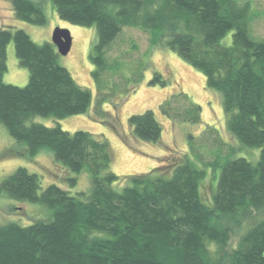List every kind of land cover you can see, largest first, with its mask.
Segmentation results:
<instances>
[{
    "label": "trees",
    "instance_id": "trees-1",
    "mask_svg": "<svg viewBox=\"0 0 264 264\" xmlns=\"http://www.w3.org/2000/svg\"><path fill=\"white\" fill-rule=\"evenodd\" d=\"M9 1L18 19L47 22L42 0ZM52 2L62 20L96 28L90 58L100 116L104 104L131 91L113 79L121 63L112 62L108 51L124 29L135 28L206 77V86L221 94L229 133L260 154L238 156L218 129L208 127L214 149L191 135L189 154L172 153L123 182L112 170L105 138L35 120H62L92 105V91L59 63L56 45L37 43L21 28H0V126L28 160L48 150L69 172L87 170L91 177L88 191H73L78 177L68 176L65 188L44 187L40 174L25 166L7 175L0 197L40 203L47 216L27 225L0 223V264H264V39L253 34V0ZM10 41L29 70L25 86L3 80ZM150 83L167 85L160 72ZM160 111L175 121L199 123L202 117V106L185 92L164 100ZM128 123L136 137L160 141L162 124L153 110L131 115ZM209 177L213 189L207 198L203 186ZM234 237L237 246L229 250Z\"/></svg>",
    "mask_w": 264,
    "mask_h": 264
},
{
    "label": "rangeland",
    "instance_id": "rangeland-1",
    "mask_svg": "<svg viewBox=\"0 0 264 264\" xmlns=\"http://www.w3.org/2000/svg\"><path fill=\"white\" fill-rule=\"evenodd\" d=\"M38 1V0H36ZM47 16L44 25H36L18 19L9 0H0V28L24 29L37 43L52 42L56 28L70 31L72 47L67 55H60L59 63L65 66L76 81L92 91V105L89 111L72 115L62 120L51 116H37L36 121L53 126L60 122L69 131L86 130L97 138H105L113 155L112 170L121 176L122 181L129 175L145 173L159 166L162 159L172 153L180 155L191 152L190 136L198 139V143H207L215 148L214 136L207 131L208 127L218 129L222 138L232 145L238 156L257 158L260 149L243 146L234 138L226 127L225 112L221 94L206 86V77L188 64L176 51L163 45H153L148 32L126 28L108 51L112 62L118 60L119 70L113 79L122 89L130 87V93L117 96L113 102L104 104L105 117L97 113L95 99L96 82L92 71L95 66L90 53L97 40L95 27L82 26L62 20L52 0H42ZM252 30L258 39H264V0H253ZM231 34L228 36V41ZM118 63V64H119ZM155 72L163 74L166 86L150 83ZM29 70L19 64L13 41L7 45V70L3 80L6 83L25 86L29 82ZM128 79L130 84H128ZM185 92L190 98L202 106V117L199 123L175 121L160 111V105L171 95ZM184 102V100H183ZM153 110L162 124V135L158 142H147L136 137L129 126L131 115ZM205 141V142H204ZM21 144L0 126V182L19 166L38 172L44 187L51 183L69 188L68 176L78 177L73 191H88L91 186L90 172H69L57 162L51 151L42 150L36 157L28 158L18 153ZM227 147H224L226 149ZM203 152V150H201ZM18 153V154H16ZM204 153V152H203ZM211 159V155H206ZM213 189L211 177L203 186V193L210 198ZM47 216V209L40 203L17 201L9 197H0V223L15 221L21 225ZM238 239H231L229 250L237 246Z\"/></svg>",
    "mask_w": 264,
    "mask_h": 264
},
{
    "label": "water",
    "instance_id": "water-1",
    "mask_svg": "<svg viewBox=\"0 0 264 264\" xmlns=\"http://www.w3.org/2000/svg\"><path fill=\"white\" fill-rule=\"evenodd\" d=\"M52 42L56 45L61 55H67L72 47L70 31L63 28H56L52 36Z\"/></svg>",
    "mask_w": 264,
    "mask_h": 264
}]
</instances>
